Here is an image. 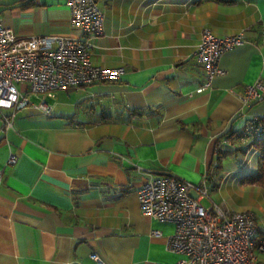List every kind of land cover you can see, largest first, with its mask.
Listing matches in <instances>:
<instances>
[{
	"label": "crops",
	"instance_id": "crops-1",
	"mask_svg": "<svg viewBox=\"0 0 264 264\" xmlns=\"http://www.w3.org/2000/svg\"><path fill=\"white\" fill-rule=\"evenodd\" d=\"M230 1L97 3L103 29L91 63L125 74L56 91L49 115L27 107L11 129L0 119V264H98L92 254L104 264H173L179 257L166 237L174 226L140 212L141 170L190 183L205 178L207 206L264 207V191L242 182L257 172L258 152L244 156L233 142L247 120L264 119V99L240 101L246 86L264 82V0ZM0 18L19 39L84 38L66 0H0ZM204 29L241 34L243 43L222 57L224 75L197 93ZM241 202L244 209L234 208ZM263 232L258 224L256 241ZM256 256L264 264V252Z\"/></svg>",
	"mask_w": 264,
	"mask_h": 264
},
{
	"label": "built area",
	"instance_id": "built-area-1",
	"mask_svg": "<svg viewBox=\"0 0 264 264\" xmlns=\"http://www.w3.org/2000/svg\"><path fill=\"white\" fill-rule=\"evenodd\" d=\"M99 1L66 0L71 24L84 38L19 39L4 29L0 18V119L4 129H11L15 114L27 107L49 115L52 107L48 100L56 91L117 82L125 74L124 67L105 68L91 63V48L103 29ZM201 34L195 59L202 68L204 82L197 93L209 89L214 78L224 75L222 57L243 43L241 34L217 37L210 29ZM29 95L38 97V101L32 103ZM263 99L262 80L246 86L240 96L244 107ZM4 111L10 114L6 116ZM263 137L264 119L252 118L233 142L241 145L247 156ZM15 163L16 157L10 154L7 164ZM141 172L146 179L137 191L140 212L174 226L173 233L166 237V249L179 257L173 264H258L256 253L264 252V232L263 239L256 241L258 222L253 212H239L213 202L204 206L201 200H210L205 178L190 183L171 174ZM152 235L159 237L161 232L153 231ZM90 258L104 264L95 254Z\"/></svg>",
	"mask_w": 264,
	"mask_h": 264
},
{
	"label": "trees",
	"instance_id": "trees-1",
	"mask_svg": "<svg viewBox=\"0 0 264 264\" xmlns=\"http://www.w3.org/2000/svg\"><path fill=\"white\" fill-rule=\"evenodd\" d=\"M222 2H231L230 0H217ZM234 140V139H233ZM254 150L258 152L257 172L249 177L243 178L242 182L255 185L264 191V137L253 144Z\"/></svg>",
	"mask_w": 264,
	"mask_h": 264
},
{
	"label": "rangeland",
	"instance_id": "rangeland-1",
	"mask_svg": "<svg viewBox=\"0 0 264 264\" xmlns=\"http://www.w3.org/2000/svg\"><path fill=\"white\" fill-rule=\"evenodd\" d=\"M48 101H49V100H48ZM31 102H33V101L31 100ZM215 197H216V195H215L213 192H211V199H213V200L216 201V198H215ZM210 203H211V202H210ZM203 205L207 206L208 203H207L206 201H204V202H203ZM233 206H234V208H236V209H241L242 206H243V202H241V203H239V204H236V205H233ZM240 207H241V208H240ZM242 209H244V207H243ZM246 210L251 211V212H253V213L255 214L260 229H261L262 231H264V207L260 208V210L250 209V208L248 207V208H246ZM244 211H245V210H244Z\"/></svg>",
	"mask_w": 264,
	"mask_h": 264
}]
</instances>
